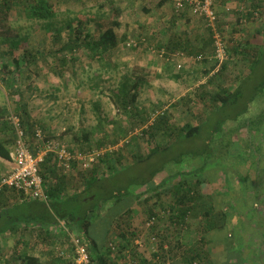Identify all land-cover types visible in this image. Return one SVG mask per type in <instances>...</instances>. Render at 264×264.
Wrapping results in <instances>:
<instances>
[{
	"label": "rangeland",
	"instance_id": "obj_1",
	"mask_svg": "<svg viewBox=\"0 0 264 264\" xmlns=\"http://www.w3.org/2000/svg\"><path fill=\"white\" fill-rule=\"evenodd\" d=\"M48 1L56 3L58 8L68 10L66 19L71 20L75 27L79 26V22H81L84 31L94 32L95 25L90 20L91 16L92 19L96 17L95 19L100 21L109 14L107 0H67L66 4L60 3L59 0ZM112 1L122 8V27L115 31L118 36L124 33L128 35V41L124 43V47H120L116 55L110 56L107 60L105 59V61H108V65L110 63V65H115L116 67L109 65V70L104 72L99 65L100 61L90 62L87 57L78 52L75 54L78 60L76 64L67 65L66 70L68 73H63V77L58 78L54 72L48 71L45 66L42 67V62L39 61V68L41 70H38V74H36V71L29 72L24 70L21 72L22 82H24L23 87H28L29 83L34 91L33 96L28 98L26 90L23 91L24 88L19 96L27 106L33 109L34 115L38 116L36 117L35 124L39 125L42 123L45 125L43 121H46L48 125L54 127L53 135L55 134L54 138H56L53 139L54 141L63 144L70 151L72 150V153H79L82 157L93 155L94 161L91 162L86 173L92 168H96V172L100 176L104 172L105 166L98 161V157L99 155H103L104 152L110 153L113 158L121 155L122 158L119 165L123 167L131 161L128 152L134 153L137 151L140 155H143L149 151L154 142L160 145L165 143L161 133L156 134L155 141H152L153 143L151 142V144L142 134L153 123L154 117L159 113H167L170 123L176 127H182L187 123L195 125L199 122L200 118L204 119V116L208 113V109L203 110L201 102H196L200 100L199 96L204 94V100H206L211 94H216L222 91L223 88L227 89L240 78H244L248 73L251 59L248 61H236L234 58H227L224 62L225 66L223 68L220 67L219 72L214 69L206 75L204 70L213 64L212 58L207 63H204L194 56L190 57L185 53L179 52L168 55L164 51V54L161 56V52L155 51L153 46H148L142 52L141 50H134L136 45L133 46L132 43L136 44L138 40H143L144 38L151 39L153 34H161L162 31L167 32L169 28L178 34L185 32L187 25L184 23V18L177 20L175 25L172 26V19L177 17L172 0L162 8H157L154 3L149 2L150 0ZM158 1L155 0V2ZM97 2H100L104 6L101 8L97 7L95 5ZM220 2L222 0H218L214 6L217 20L220 23L217 24L215 22L212 24L213 27L211 29L212 36L213 29L220 34L226 48L236 46L239 41H246L256 32L260 31L264 34V0H229L224 9L219 10L218 4ZM255 4L259 5V8H254ZM219 5L223 6V4ZM186 11V17L192 21L190 25L199 27L201 29L200 32L204 34L205 30L208 29L206 21L201 17L193 15L188 6L186 7ZM246 11L247 13L242 15ZM11 17L13 26L17 29L18 38H21V40L16 45H13L8 40L0 39V53H8V55L12 56L14 54H21L25 48H30L34 52H37L40 58L41 56L49 57L62 44V41L57 43L53 41V34H48L32 25L19 12H12ZM64 33L62 34L63 40L66 35V32ZM169 34L168 30L166 35L170 36ZM193 37V34H191L190 38L193 39ZM204 37L209 38L208 33ZM156 40L161 41L157 37L153 43H156ZM181 54L183 58H180ZM128 74L132 75L128 87L136 76L144 77L137 100L138 113L131 120L126 118L124 114H118L107 98L118 90L121 83L125 80L124 77ZM27 76L30 77L26 79ZM261 76L262 74L256 73L246 82L248 87L252 88L248 89V94H252L253 91L254 94H257L254 88L262 83L260 81ZM95 83L97 87L93 88ZM99 90L103 92V95L99 94ZM6 91L0 83V108L7 109L9 113L13 109L9 105L10 99ZM260 99L259 95L255 97L252 109L261 108ZM250 106L248 113L239 116L237 120H245L249 115L252 121L254 120V124H256L257 114H255L254 110L251 111ZM220 113L222 116L227 114L224 111ZM231 113L232 109L228 110L229 116ZM125 118L128 120V123L125 121ZM141 119H146V124L141 126L135 125ZM130 122L133 125L130 137L135 136V141H137L130 143L127 147H125V143L128 141V138L119 139L117 142H114L115 144H112V139L118 138V136L114 135V131L119 130L123 125L130 124ZM230 123L234 122L229 121L227 123L228 126L226 124V128L223 127V132L221 133V136L225 137L223 142H227L229 145L232 138L240 136L238 130H228L231 125ZM235 123L238 124L237 122ZM251 127L256 128L254 125H251ZM80 129L81 131H79ZM60 130L63 131V134L56 136V133ZM83 132L89 134L88 145H90V149H88L87 144H83V142L76 144L74 141L73 134L80 136ZM103 132L106 133L105 136ZM47 135L48 137L53 136L52 133H48ZM221 136L217 135L215 140ZM263 137L264 135H262ZM100 140H104L107 143L101 147H97ZM33 146L37 147V144L34 143ZM214 146H212L214 157L207 161L201 174L198 173L197 176L187 178L192 181L197 179L201 183V196L198 198V202L199 204L202 203V205L200 204L197 211L187 215L185 223L181 227L170 226L167 223V218L170 215L168 210L170 198L162 190L169 188L172 180L165 184L163 189H160L162 194L158 202H155L156 199L153 193L145 194L144 188H132L133 193L139 194L141 197L138 201L135 200L131 204L129 216L119 218V225H123L122 228L126 229L131 236L130 250L137 257L133 264H139L143 259L151 261L153 253L158 251L159 239L161 238L171 247L169 248L170 253L159 254V258L156 257L157 261L155 264H250L252 255L255 252L254 262L259 260L264 261V246H258L253 250V247H249L248 245L252 244L251 242L246 244L238 232L234 234L235 223L237 227H243L246 225V219L244 216H236L234 214V203L229 199L228 186L230 180L227 168L231 166L240 167L245 161L256 164L258 158L253 157L256 152L254 150L245 152L244 159L232 158V156L228 155V146L226 150L221 147L222 156L218 157ZM182 149V145H176L173 148L172 154H176ZM156 160L157 158L154 159V164ZM201 165H203L202 159L192 160L186 158L184 163L176 167L169 166L163 175L165 177L175 169L183 171L197 170ZM78 166L74 165V169L70 170V185L73 189L79 186V173L81 172ZM138 168H141V165H138ZM135 170L137 169L134 167L131 171H128V175L132 176L136 173ZM160 180L161 176L157 178V181ZM1 192H3L0 202L1 209H5L10 205L11 207L18 206L16 203H19L21 198L17 192L12 190L4 191L3 189H1ZM26 203V201H22L18 208L13 210L15 215L19 214V212L27 211L26 207L28 204L26 205ZM205 205L209 206L205 209L209 213V217L213 220V223L216 224L213 229L206 227L205 218L202 215ZM149 209L158 214V218L165 220L166 223L161 220L155 222V220L149 219ZM235 211L238 212L237 210ZM151 222L154 223L149 225ZM63 223L59 222L56 225L55 234L57 237L52 242V246L45 245L42 247L47 249L54 248L55 252L48 257L47 251L42 252L43 249H39L38 251V253H41L40 258L44 262L51 260L50 262L53 264H62V262L69 264L73 260L74 247L71 241L68 242L65 237H62L60 232L64 230L63 227L71 234L73 231L69 230L67 225L65 223L63 225ZM115 225L113 224L112 237L108 240V242L114 240L113 242L116 243V245H113L116 248L112 253H116L118 248L120 249L117 246L119 242L115 239L119 227ZM155 226L158 228L154 232L152 227L155 228ZM245 228L246 226L242 228L243 235L246 232ZM165 232L169 233L167 236L165 235L166 239L164 237ZM236 235L237 239H235ZM153 236L155 237V241H152ZM82 240L88 250L87 242L84 239ZM200 241L206 256L202 255L201 257L190 259L188 248ZM175 246L177 247L173 248ZM245 246H248L249 249ZM6 253L8 252L4 251V253H0L2 254V258ZM115 255H120V252L118 251Z\"/></svg>",
	"mask_w": 264,
	"mask_h": 264
},
{
	"label": "trees",
	"instance_id": "obj_2",
	"mask_svg": "<svg viewBox=\"0 0 264 264\" xmlns=\"http://www.w3.org/2000/svg\"><path fill=\"white\" fill-rule=\"evenodd\" d=\"M59 2L66 4L67 0H59ZM149 2L154 3L157 8H162L171 2V0H159L158 2L150 0ZM107 3L109 6L108 16L100 21H97L96 17L92 19L91 16L90 20L94 22L95 27L94 32H89L84 31L81 22H79V26L75 27L71 20L66 19L68 10L58 8L56 3L49 2L48 0H0V39L8 40L13 45H16L21 40V38H18L17 29L13 26V20L11 19V13L17 11L23 18L30 21L32 25L48 34H53V41L56 43L62 41L60 47L56 49L55 53L52 52L49 57L41 56L40 58L38 53L30 48H25L21 54H14L12 56L8 55V53H0V83L7 90L6 92L10 99L9 105L13 109L12 112L20 119L32 143L36 138V129H41L47 140H53L54 137H48L47 134L50 130L45 125L42 123L39 125L35 124L36 118L30 117L27 104L19 97L23 88V91L26 90L28 98H31L34 92L29 83L28 87H23L24 82H22L21 72L24 70L29 72L36 71V74H38V70L40 69L38 62L40 61L42 62V67L45 66L48 71H52L58 78H62L63 73H68L66 70L67 65L76 64V61H78L75 57V54L78 52L87 57L90 62L100 61V67L104 72H107L110 63L108 65V61H105V59L107 60L110 56L116 55L120 47H124V43L128 41L126 33L118 36L115 31L122 27V8L112 0H107ZM95 5L99 8L104 6L100 2H97ZM186 7L187 5L179 13L175 12L177 17L173 18L171 22L172 26H174L177 20L184 18V23L187 25L186 28L188 29L189 27L190 30H185V32L178 34L169 28L170 37L167 41L153 43L155 37L140 39L137 41L134 50H141L142 52L148 46H153L154 50L158 53L161 51H165L168 55L177 54L178 52L185 53L190 57L194 56L198 60H202L201 62L204 63H207L212 58L213 64L204 70V72L206 75L214 69L219 72L217 60L215 59L211 27L207 24L208 29L205 30L204 34L200 32L201 29L199 27H191L190 18L185 15L187 12ZM257 7L259 8V5L255 4L254 8ZM246 13L247 11L242 13V15ZM216 23L220 22L216 20ZM168 30L165 34L168 33ZM64 32H66V35L63 40L62 34H65ZM207 33L209 38L204 37ZM191 34L194 36L193 39L190 38ZM199 40L201 41L200 43ZM225 51L227 58H234L236 61H248L251 58L248 73L244 78H240L235 82L236 86L232 91L223 88L222 91L211 94L206 100H204V94L199 96L200 100L196 102H201L203 110L208 109V113L204 116V119L200 118L199 122L195 125L187 123L182 127H176L170 123L167 113H159L154 117L153 123L142 134L151 144L152 141H155L156 134L161 133L165 141L164 144L160 145L154 142L149 151L143 155H140L137 151L134 153L128 152L131 161L123 167L119 165L122 158L121 155L113 158L110 153L104 152L103 155H99L98 157V161L105 166L102 175L100 176L96 172V168H92L87 173L80 170L79 186L74 189L70 185V170L74 169V165H79L78 161H72L70 168L64 169L62 166H59L53 155L46 156L39 167V171L43 179L47 202L25 199L21 193L12 190L17 192L21 198L20 202L16 203V205L18 204L19 206L22 201H26V205L28 204L26 207L27 211L19 212V214L15 215L13 210L18 208V206H12V208L10 205L5 209L0 208V234L9 233L11 235L13 231L12 235L15 236L17 234L14 230L15 226L21 224L24 229L32 226L37 228V231H33V233L34 236H38V241L43 246H52V242L57 237L55 234L56 225L59 222H64L69 230L73 231V235L79 236L87 242L89 247V264H133L137 257L130 250L131 236L126 229L122 228L123 225H119V218L129 216L131 204L135 200L138 201L140 199L141 195L134 194L132 191V188L135 187L144 188L145 194L153 193L156 199L155 202L160 200L162 191L167 194L170 198L168 205L170 215L167 218V223L170 226L181 227L185 223L187 215L197 211L200 204L202 205V203L199 204L198 202V198L201 196V183L197 179L192 181L187 178L197 176L198 173L201 174L207 161L214 157L212 151L214 144L218 157L222 156L221 147L226 150L229 146L227 142H223L225 137L221 136L223 127L229 121L235 122L239 116L245 114L248 111V105L254 101L257 95H264V34L260 31L256 32L246 41H239L236 46L234 45L230 48H226L225 46ZM110 66L116 67L115 65ZM224 66V64L221 65L222 68ZM256 73L262 74L260 80L262 83L254 88L257 94H254V91L252 94H248V89L252 88H249L246 82ZM29 77L27 76L26 79ZM131 77L132 75H126L124 82L121 83L118 90L107 97L116 112L124 114L129 120L138 113L137 100L144 78L136 76L128 87ZM95 86L96 83L93 88ZM99 94L103 95V92L99 90ZM230 109H232V113L229 116L228 110ZM222 111L227 114L222 116L220 113ZM259 113L255 120L257 125L254 124V120H250L244 123V126L251 127V125H254L259 128L264 125V107H262ZM7 114V109L0 108V158L9 160L14 137L12 126L7 121ZM126 118L125 121L128 123ZM131 122L114 131V135L118 136V138L112 139V144H115L114 142H117L119 139L128 138V141L125 143V147H127L130 143L137 141H135V136L130 137V132L133 130ZM146 122V119H141L135 125L141 126L146 124ZM103 134L104 136L106 135L105 132ZM217 135L221 137L215 140ZM73 138L76 144L83 142L90 149V145H88V133L83 132L80 136L73 134ZM105 143L107 142L100 140L97 147H101ZM176 145H182L183 149L176 154H172L173 148ZM32 148L35 150L34 147ZM155 158L157 160L154 164ZM186 158L192 160L202 159L203 165L197 170L191 171L175 169L164 177L163 174L169 166L176 167L184 163ZM138 165H141V168H138ZM134 167L137 169L135 170L136 173L132 176L128 175L127 172L131 171ZM159 176H161V180L157 181ZM171 180L170 187L160 191ZM3 190L10 191L11 189L4 188ZM2 197L3 192L0 190V202ZM208 207L205 205L202 215L205 218L206 227L213 229L216 224L213 223V220L209 217V213L206 211ZM148 212L149 219L155 220V222L161 220L158 218L159 215L152 210L149 209ZM161 221L165 222V220ZM113 224L119 227L115 239L119 242L117 246L120 247V249L118 248L120 255H115L118 251L112 253L116 248L113 247V245H116L113 242L114 240L108 242L112 237ZM126 225L128 224L126 223ZM157 228V226L155 228L152 227L154 232ZM60 232L62 237H65L70 242V235L72 236V234L67 233L65 230ZM167 234L169 233L165 232L164 237ZM31 236L33 237V235ZM152 241H155L154 236ZM201 244L200 241L188 248L190 259L198 258L202 255L206 256ZM169 248L171 247L162 238L159 239L158 251L153 253L152 260L146 261L143 259L139 264H155L156 259L159 258V254L170 253ZM42 249V252L47 251L48 257L55 252L54 248ZM27 250L25 249L24 254H22L18 249L14 248V252L18 254V258L21 261L19 264H46V262L42 263L39 261L40 252L36 254L38 256H31L26 252ZM62 264L66 263L62 262Z\"/></svg>",
	"mask_w": 264,
	"mask_h": 264
},
{
	"label": "crops",
	"instance_id": "obj_3",
	"mask_svg": "<svg viewBox=\"0 0 264 264\" xmlns=\"http://www.w3.org/2000/svg\"><path fill=\"white\" fill-rule=\"evenodd\" d=\"M229 0H222L219 4H223L221 7L218 4V9H224V7L228 4ZM221 13V12H220ZM225 15V13H223ZM223 15H221L223 17ZM192 23V21L190 22ZM191 27H195L192 25ZM185 30L188 31V29L185 27ZM164 31L159 33L153 34V37L155 39L159 37L161 41H157L156 43L165 42L169 39L170 36L166 35ZM164 38V40H162ZM236 84H233L231 87H228L227 89L229 91H232L235 88ZM7 94V93H6ZM8 96V94H7ZM260 106L261 110L262 107H264V95L260 96ZM253 103V102H252ZM250 103L249 105L251 108V111L254 110L255 114L258 115V113L261 111L258 109H252L253 105ZM248 105V109H249ZM1 106V104H0ZM3 108V107H1ZM28 111L30 114V117L35 119L38 116L34 115L33 109L28 106ZM258 113H257V112ZM248 113V111L246 112ZM248 115V114H247ZM249 116V115H248ZM245 120H236L238 124L230 123L229 131L238 130L240 132V136L234 137L230 140L229 145V156H232V158H242L244 159L245 152H248L249 150H254L253 157H257L258 161L256 164L253 162H247L243 163V167H230L227 168L228 177H229V199L231 202L234 203V214L237 216H244L246 219V232L243 235V227H237V224L235 223V229L234 234L238 232L239 236H241L244 240V243L248 244L251 242L252 244H248L249 247H253L254 250L258 246L263 247L264 246V137L262 138V135H264V125L260 126L259 128H251L250 126H244V123L249 122L252 120V118L248 117ZM249 118V119H248ZM36 120V119H35ZM36 122V121H35ZM46 125V127L50 130L49 133H52L54 131V127L48 125L46 121H43ZM228 126V124H227ZM2 127V125H1ZM226 128V126H225ZM56 136H60L63 134V131L60 130L58 133H56ZM14 137V135H13ZM55 137V134L53 135ZM56 139V138H54ZM233 141V142H232ZM248 154V153H247ZM244 157V158H243ZM241 159V161H243ZM250 160V159H249ZM242 167V168H241ZM13 168V163L11 160H6L3 158H0V176L7 174V172L10 171V169ZM221 183V181H220ZM219 183V185H220ZM225 185V183H224ZM221 193V192H220ZM21 200V199H20ZM255 208V210H253ZM241 213V214H240ZM37 228L29 227L27 229L23 228V225H17L15 226L14 230L17 232V234L12 235L14 232L12 231V234L9 233L0 234V253L8 252V256L6 254L2 258V254H0V264H19L21 261L18 258V254L14 252V248L18 249L22 254H24V250L28 249L26 252L31 256H38L39 249H42L43 245L38 241V236H34L33 231H37ZM33 235V237L31 236ZM238 236L239 240L240 237ZM235 239H237V235L235 236ZM248 248V246H245ZM249 249V248H248ZM250 251V250H249ZM252 254V252H251ZM256 254V252H255ZM254 255H252V260L250 261V264H264V261L259 260L257 262L255 261ZM39 261L44 262L42 258L39 256ZM46 264H53L50 261H46Z\"/></svg>",
	"mask_w": 264,
	"mask_h": 264
},
{
	"label": "built area",
	"instance_id": "obj_4",
	"mask_svg": "<svg viewBox=\"0 0 264 264\" xmlns=\"http://www.w3.org/2000/svg\"><path fill=\"white\" fill-rule=\"evenodd\" d=\"M217 1L172 0L176 13L183 11L185 5H187L193 15L203 18L210 27H213L212 24L217 20L214 10ZM212 39L217 69H219L227 59L225 43L215 29H213ZM132 45L135 46L136 44L132 43ZM163 54L164 51H161V56ZM180 58H183L182 54ZM7 121L11 124L14 135L13 146L10 150V160L13 163V168L0 178V190L4 188L15 190L21 193L25 199L47 202L43 179L39 171V167L46 156L53 155L59 166L64 169H69L72 161H78L81 171H87L91 162L94 161L93 155L82 157L79 153L70 152L67 147L57 141L47 140L41 129H36V138L32 143L20 119L11 111L7 114ZM34 143L37 144V147L32 146ZM149 225H152V222ZM63 228L67 233L69 232L65 227ZM70 241L74 247V257L70 264H89V253L83 240L79 236L70 235Z\"/></svg>",
	"mask_w": 264,
	"mask_h": 264
}]
</instances>
